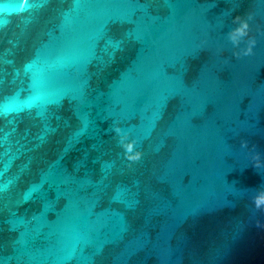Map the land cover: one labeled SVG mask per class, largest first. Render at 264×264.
Masks as SVG:
<instances>
[{
	"label": "water",
	"instance_id": "1",
	"mask_svg": "<svg viewBox=\"0 0 264 264\" xmlns=\"http://www.w3.org/2000/svg\"><path fill=\"white\" fill-rule=\"evenodd\" d=\"M0 264H264V0H0Z\"/></svg>",
	"mask_w": 264,
	"mask_h": 264
}]
</instances>
